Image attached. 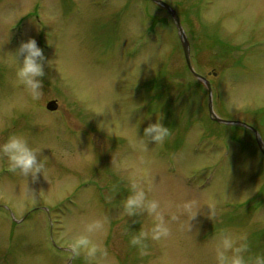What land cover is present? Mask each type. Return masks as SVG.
Returning a JSON list of instances; mask_svg holds the SVG:
<instances>
[{"label":"rangeland","instance_id":"1","mask_svg":"<svg viewBox=\"0 0 264 264\" xmlns=\"http://www.w3.org/2000/svg\"><path fill=\"white\" fill-rule=\"evenodd\" d=\"M162 1L215 114L264 143V0ZM29 38L45 56L39 101L12 58ZM208 105L151 0H0V143L22 134L46 162L33 177L0 157V264H218L235 254L226 233L246 260L264 255V157L253 131L214 122ZM158 119L170 136L141 143ZM133 184L156 212L128 213ZM158 214L168 234L156 239Z\"/></svg>","mask_w":264,"mask_h":264},{"label":"clouds","instance_id":"2","mask_svg":"<svg viewBox=\"0 0 264 264\" xmlns=\"http://www.w3.org/2000/svg\"><path fill=\"white\" fill-rule=\"evenodd\" d=\"M20 56H23L22 62L19 60ZM12 58L16 66L15 76L17 80L32 100L39 101L43 95L42 81L39 78L45 75L42 63L45 61V56L42 48L38 46L35 38H29L27 41L20 43ZM170 134V129L165 127L158 119L157 122L149 124L144 129V139L141 143H146L150 139L156 144L163 145ZM40 151L41 149L31 146L28 139L22 134H11L3 143H0V157L6 158L9 170L13 172L19 170L22 174H31L33 177H36L38 173L45 174L46 162L38 159ZM132 188V195L125 202V208L130 215L142 206H146L149 212L157 211L160 207L157 200L151 199L145 204V191L138 188L136 184H133ZM193 208L194 202L186 203L185 211L194 216L195 211H193ZM157 219L159 223L152 229V234L154 238L159 239L167 236L168 229L164 226L162 215L158 214ZM146 235L147 233L141 232L139 236L133 237L130 243L143 247L141 238ZM220 245L224 250L233 249L235 254L229 258L223 251L218 252V264H264V255H256L254 261L253 258L246 260L241 253L247 251V244L242 243L239 247H235V240L227 233L222 237Z\"/></svg>","mask_w":264,"mask_h":264},{"label":"water","instance_id":"3","mask_svg":"<svg viewBox=\"0 0 264 264\" xmlns=\"http://www.w3.org/2000/svg\"><path fill=\"white\" fill-rule=\"evenodd\" d=\"M154 4L162 7L163 9H165L169 14L170 16L172 17L174 23H175V26H176V30H177V33H178V37H179V40L181 42V46H182V50H183V54H184V57H185V62H186V65H187V68L189 70V72L195 77L197 78L198 80H200L206 87L207 89V93H208V109H209V114L211 116V118L218 122V123H221V124H225V125H238V126H242V127H246L248 129H250L251 131L254 132L255 136H256V141H257V144H258V147L261 151V153L264 155V143L262 141V139L260 138L259 134L257 133V131L253 128H250L248 127L246 124L244 123H241V122H232V121H225V120H222L221 118H219L215 112H214V107H213V95H212V87H211V84L210 82L200 76L199 74L196 73L195 69L193 68L192 66V62H191V47H190V42L188 40V37L186 35V32L182 26V23L180 21V18H179V15L178 13L173 9L171 8L169 5H167L165 2H163L162 0H151ZM47 109L51 112H54L58 109V104L55 102V101H51L47 104Z\"/></svg>","mask_w":264,"mask_h":264},{"label":"trees","instance_id":"4","mask_svg":"<svg viewBox=\"0 0 264 264\" xmlns=\"http://www.w3.org/2000/svg\"><path fill=\"white\" fill-rule=\"evenodd\" d=\"M189 74H190V72H189ZM191 75V74H190ZM191 77H193L192 75H191ZM194 78V77H193Z\"/></svg>","mask_w":264,"mask_h":264}]
</instances>
